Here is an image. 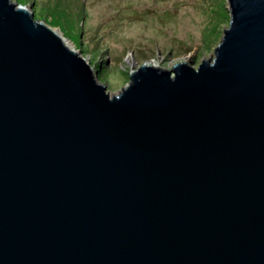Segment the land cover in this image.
Wrapping results in <instances>:
<instances>
[{
    "label": "water",
    "instance_id": "water-1",
    "mask_svg": "<svg viewBox=\"0 0 264 264\" xmlns=\"http://www.w3.org/2000/svg\"><path fill=\"white\" fill-rule=\"evenodd\" d=\"M227 2L213 57L117 93L0 0V264H264V0Z\"/></svg>",
    "mask_w": 264,
    "mask_h": 264
},
{
    "label": "rangeland",
    "instance_id": "rangeland-1",
    "mask_svg": "<svg viewBox=\"0 0 264 264\" xmlns=\"http://www.w3.org/2000/svg\"><path fill=\"white\" fill-rule=\"evenodd\" d=\"M38 18L64 23L95 72L119 92L141 63L198 65L229 24L227 0H33Z\"/></svg>",
    "mask_w": 264,
    "mask_h": 264
},
{
    "label": "bare ground",
    "instance_id": "bare-ground-1",
    "mask_svg": "<svg viewBox=\"0 0 264 264\" xmlns=\"http://www.w3.org/2000/svg\"><path fill=\"white\" fill-rule=\"evenodd\" d=\"M150 62V61H149Z\"/></svg>",
    "mask_w": 264,
    "mask_h": 264
}]
</instances>
